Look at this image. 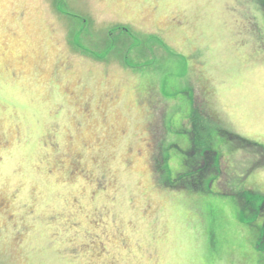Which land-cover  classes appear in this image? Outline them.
<instances>
[{
  "label": "rangeland",
  "instance_id": "1",
  "mask_svg": "<svg viewBox=\"0 0 264 264\" xmlns=\"http://www.w3.org/2000/svg\"><path fill=\"white\" fill-rule=\"evenodd\" d=\"M263 147L264 0H0V264H264Z\"/></svg>",
  "mask_w": 264,
  "mask_h": 264
},
{
  "label": "trees",
  "instance_id": "2",
  "mask_svg": "<svg viewBox=\"0 0 264 264\" xmlns=\"http://www.w3.org/2000/svg\"><path fill=\"white\" fill-rule=\"evenodd\" d=\"M232 138L239 139L240 141H245V142H248V143H251V144H255V143H252L250 140H248L246 138H243V137H241V136H239L237 134H233L232 133ZM198 151H200V149H198ZM196 153H197V150H196ZM205 155L206 156L204 158V162L206 163V166L204 168L203 167L202 168L199 167L200 163H199V161H198L199 159H198L197 162H196V165H194L196 168H194L193 171L189 175H188V171L179 173L178 176H177V179L181 180V182H180V184L173 185V186L174 187H180L181 189L182 188L186 189V188H190L191 187V189L195 190V191H197L199 189H203L204 192L205 191H210L211 190V185H210L211 181L207 184L206 179L214 180L216 178V176L213 174V172L210 171V169H211L210 165L211 164H212V166L214 164L216 165L215 162H216L217 153H215L214 150H212L209 147V149L206 151ZM166 161H167V158H165V156L163 154V151L161 150V152H160V154L158 156L157 169L161 170L162 166L164 165V163H166ZM217 168H218V166H217ZM194 171H197L200 174V176H201V177H198L199 178L198 182H197V179H192L193 176L191 177V174ZM204 178H206V179L204 180ZM187 180H189L190 182L186 183ZM201 180H202V182H204V186H203ZM189 185H190V187H188ZM249 191L253 192L252 190H249Z\"/></svg>",
  "mask_w": 264,
  "mask_h": 264
},
{
  "label": "flooded vegetation",
  "instance_id": "3",
  "mask_svg": "<svg viewBox=\"0 0 264 264\" xmlns=\"http://www.w3.org/2000/svg\"><path fill=\"white\" fill-rule=\"evenodd\" d=\"M201 113L203 114V112H202V111H201ZM214 147H215V145H214ZM216 147H217L218 149L220 148V146H218V145H216ZM217 148H216V149H217ZM218 149H217V150H218Z\"/></svg>",
  "mask_w": 264,
  "mask_h": 264
},
{
  "label": "crops",
  "instance_id": "4",
  "mask_svg": "<svg viewBox=\"0 0 264 264\" xmlns=\"http://www.w3.org/2000/svg\"><path fill=\"white\" fill-rule=\"evenodd\" d=\"M235 206H236V207H235V209H237V208H238V204L236 203V205H235ZM239 209H240V208H239ZM239 209H238V210H239Z\"/></svg>",
  "mask_w": 264,
  "mask_h": 264
}]
</instances>
